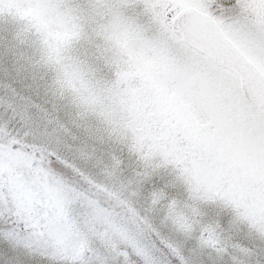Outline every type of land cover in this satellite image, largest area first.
<instances>
[{
    "label": "snow or ice",
    "instance_id": "1",
    "mask_svg": "<svg viewBox=\"0 0 264 264\" xmlns=\"http://www.w3.org/2000/svg\"><path fill=\"white\" fill-rule=\"evenodd\" d=\"M0 264H264V0H0Z\"/></svg>",
    "mask_w": 264,
    "mask_h": 264
}]
</instances>
